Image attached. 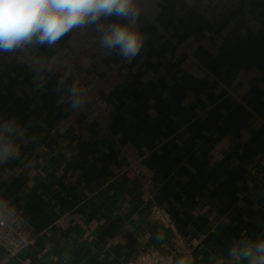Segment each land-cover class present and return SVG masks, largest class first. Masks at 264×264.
I'll return each mask as SVG.
<instances>
[{"label":"crops","instance_id":"0c3cea01","mask_svg":"<svg viewBox=\"0 0 264 264\" xmlns=\"http://www.w3.org/2000/svg\"><path fill=\"white\" fill-rule=\"evenodd\" d=\"M162 3L156 24L138 18L142 46L131 76L111 92L104 129L77 123L50 134L75 101L71 81L6 63L0 51V131L14 122L20 147L0 162V198L28 232L15 258L0 248V264H124L145 251L166 254L169 233L142 222L151 203L199 239L195 264H247L231 248L264 239V1L243 0L216 26L182 0ZM186 39L197 42L200 74L180 66L175 45ZM38 46L46 58L49 46ZM119 53L88 72L100 74ZM121 144L142 157L139 177L115 159Z\"/></svg>","mask_w":264,"mask_h":264},{"label":"built area","instance_id":"2783aa9c","mask_svg":"<svg viewBox=\"0 0 264 264\" xmlns=\"http://www.w3.org/2000/svg\"><path fill=\"white\" fill-rule=\"evenodd\" d=\"M186 7L203 21L216 26L229 13L240 6L243 0H182ZM264 1V0H263ZM162 0H137L140 14L138 18L156 24L157 16L162 10ZM133 26L139 32V21ZM129 23V21H123ZM103 26L115 23L113 17L102 19ZM101 33L96 25H83L70 30L64 38L49 47L46 58H40L38 43H22L11 51H2L6 63L16 64L29 70H46L67 77L75 86V101L57 122L49 129L50 134L60 133L75 128L77 123L92 124L97 129H104L112 111L111 92L131 76L130 62L120 53L110 60L100 74H91L88 67L97 66L105 60L110 52L100 47ZM197 47L194 39H186L175 45V53L181 56V68L189 74H200L199 66L193 54ZM141 156L128 144L119 145L115 159L123 162L126 175L139 177L142 173ZM143 199L150 198L145 190ZM6 205V208L3 207ZM142 222L159 223L169 233L168 252L145 251L126 261L124 264H195L194 248L199 239L189 238L182 233L164 206L151 203L142 216ZM26 225L12 206L0 198V248L7 258H15L28 242Z\"/></svg>","mask_w":264,"mask_h":264},{"label":"clouds","instance_id":"9594fccd","mask_svg":"<svg viewBox=\"0 0 264 264\" xmlns=\"http://www.w3.org/2000/svg\"><path fill=\"white\" fill-rule=\"evenodd\" d=\"M139 14L137 0H0V50L11 51L33 40L52 47L73 28L96 25L101 33V48L109 52L118 49L124 58L132 59L142 46V37L133 26ZM110 17L129 23L116 22L106 27L100 23ZM78 103L74 101V106ZM19 152L15 124L9 123L0 131V162L15 158ZM229 254L236 261L264 264V239L243 241L234 245ZM179 264L185 262L181 260Z\"/></svg>","mask_w":264,"mask_h":264}]
</instances>
